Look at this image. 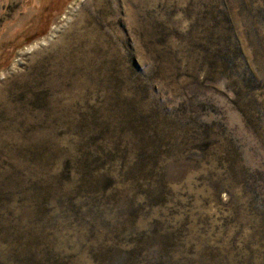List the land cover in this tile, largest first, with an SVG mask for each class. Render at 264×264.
Wrapping results in <instances>:
<instances>
[{
	"label": "rangeland",
	"instance_id": "rangeland-1",
	"mask_svg": "<svg viewBox=\"0 0 264 264\" xmlns=\"http://www.w3.org/2000/svg\"><path fill=\"white\" fill-rule=\"evenodd\" d=\"M0 264H264V0H0Z\"/></svg>",
	"mask_w": 264,
	"mask_h": 264
}]
</instances>
